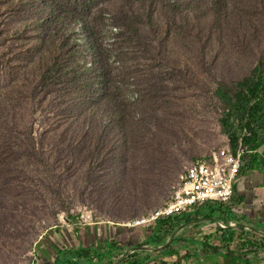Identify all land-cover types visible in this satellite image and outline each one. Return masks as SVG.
I'll list each match as a JSON object with an SVG mask.
<instances>
[{
	"label": "trees",
	"instance_id": "16d2710c",
	"mask_svg": "<svg viewBox=\"0 0 264 264\" xmlns=\"http://www.w3.org/2000/svg\"><path fill=\"white\" fill-rule=\"evenodd\" d=\"M39 1L0 0V220L9 215L8 202L17 198L15 191L29 206L51 195L52 202L40 209L46 215L56 213L57 203L60 211L68 210L67 200L60 196L70 186L81 196L93 198L101 193L94 190L96 186L101 183L104 188L112 182V174L125 169L134 152L141 150L146 161L134 163L133 168L142 172L140 183L148 184L142 187L143 203L132 216L139 219L159 209L167 199L146 209L151 183H162L170 190L201 159L194 151V119L184 107L195 83L215 85L211 96L221 112V133L232 137V150L240 142L246 168L264 169L263 60L241 76L207 78L210 83L199 77L206 70L207 77L227 74H210L218 69L213 42L226 35L231 49L246 45L238 53L251 49L256 29L264 26V11L239 5L238 0H212L206 8L211 20L203 24L207 12H197L196 0H44L51 8L45 17L35 9ZM105 15L116 30L110 46L98 37L97 27ZM76 16L86 22L95 48L93 68L87 71L77 59L72 36L61 35V24ZM105 85L109 90L100 92ZM130 87L137 98H127ZM99 101L111 107V120L105 126L88 112L92 102ZM53 102L68 111L64 128H57L50 117ZM28 162L31 166L26 167ZM172 226L159 233H169ZM54 229L58 233V227ZM233 235L221 231V238ZM229 240L212 246L204 237L201 245L204 252L233 264H243L241 257L264 247L257 239L238 251L227 246L232 243ZM222 250L228 253L222 255ZM81 252L55 248L49 259L54 264H80ZM233 253L237 257L230 259ZM134 258L131 255L123 264H149L158 257ZM178 263L200 261L194 252Z\"/></svg>",
	"mask_w": 264,
	"mask_h": 264
},
{
	"label": "rangeland",
	"instance_id": "374dc122",
	"mask_svg": "<svg viewBox=\"0 0 264 264\" xmlns=\"http://www.w3.org/2000/svg\"><path fill=\"white\" fill-rule=\"evenodd\" d=\"M211 1L212 0H196V4L198 5V9L196 8L197 12L201 11L200 14L207 12L205 19H202L203 24L210 22L211 20V14L206 10V8L210 7ZM238 3L239 5L246 4L248 6H252L258 12L264 11V3L261 0H238ZM37 5L38 6H35V9L40 14L42 13L45 17L50 14L51 8L47 1L40 0ZM61 28V35H63V37L71 35L74 43L77 44L75 53L80 65L86 71L91 70L94 65L95 48L93 47L92 41H90L88 37L87 24L84 19L78 16L70 17L61 24ZM97 28L99 30L98 37L100 40L105 46H110L114 40L116 30L112 26L109 15L104 16ZM256 30L255 41L251 44V49H247L242 53L238 52L242 51V48L246 45H242L237 48L239 50H233L229 46V36L227 37L226 35H223L221 38L216 39L217 41H214L213 44L215 45L214 52L217 54L213 57L216 59L215 63L217 64L218 69L211 70L210 74H227L222 78H218V76L213 77L212 75L207 77L204 76L205 73L209 72L206 70L204 73H201V76L199 77L204 79L206 83H210V80H221L223 78L226 79L231 77L230 75L233 73H236L233 74L234 76H241L248 73L260 59L263 60L264 67V26H260ZM228 33L229 32H227V34ZM239 44L240 41L238 45ZM178 56L182 57L181 55ZM184 63H186L185 57ZM116 64L117 66L120 65L119 62ZM119 70L120 69H117V71ZM109 87L110 86L108 85L103 86L100 92H103L104 90L108 91ZM214 87L215 85L213 83H210V88L206 84H193L191 89L188 91L189 98L184 103V107L191 110V113H189L190 118L194 119L195 125L193 138L196 140L197 144V149L194 151L201 154V159L208 157L217 149L222 147L232 148L233 146L232 137L221 133L219 122L221 112L217 106L216 100L214 101L213 96H211ZM125 94L129 99L137 98V93L132 87L127 88ZM59 102H61V100ZM44 106L47 108V105ZM49 108L52 111L50 115L51 119L56 120V127L59 129L64 128V121L69 119V115L65 113L68 111H64L63 108L58 109L54 102L49 106ZM88 112L95 113V116L102 122L103 126L108 124L111 120V107L108 103L104 105L101 101L96 103L92 102L88 108ZM39 116L40 113L35 115V118H39ZM120 144L124 146L122 141H120ZM146 156L147 155L143 150L134 152V155L129 158L130 164L125 169H121L120 172L113 173L109 178V180L113 183H105L104 188L101 183L96 186L94 190L101 193L95 194L93 198H90L88 195L87 197L81 196V194L76 193L75 189L70 186L68 191L65 190L66 194H62L60 196V198L67 200L66 203L68 210L60 211L61 208H59L57 203L54 206V212H56L55 214L49 213L46 215V212L43 213V211L40 210L44 204L52 202L51 195L45 194L37 202H32L29 206L27 205L26 200L24 201L22 199L23 196L21 192L15 191L14 193L17 198L13 197L8 202L7 211L9 215H4V217L7 216V218L0 220V264H33L36 261L35 257L37 258L36 255L38 250H42L43 252L45 251V248H40L41 241H43V239L46 241V237L49 236L51 232L55 231L54 228L57 227L58 229H63L64 227H68L69 224L71 227H77V225L82 224L83 222L94 223L95 221H109L124 226V224H127L129 221L138 219L133 218L132 215L136 209L141 207L144 197L140 195V191L143 189L142 187H146V184L148 183H140L142 172L138 170L139 167L133 168V165L136 162H145ZM194 163L195 162L192 164ZM27 166H31V164L28 162L26 167ZM151 184L153 189L151 191L149 206L146 209L154 205H156V207L160 206V204H162V200L166 201L167 199L168 201L174 187L178 185V183H174L170 190H166L162 183ZM202 207L201 213H204V215H201L196 209H193L184 213L182 218L201 219L203 217L208 218L213 215L211 214V210L209 213L205 214V212L208 211V208L206 206ZM186 222L187 221L184 220L179 224H172L173 228L170 229L169 233H158L154 243H150L152 245L151 248L153 247V249H158L165 244L166 240L167 242L172 241L180 230L185 227H182L181 225H184ZM146 227L150 226L141 227L139 229L135 228V230L137 231L141 229L140 231H147L148 228ZM219 227L224 228L221 225ZM150 241L151 240H149V242ZM142 246L144 245H139L138 247ZM192 247L196 250L199 247L201 250L200 254L204 253L202 245L193 244ZM150 251L151 250L148 249H142V252H132L131 255H134L135 260L138 258L145 259L149 256V253L154 254V252ZM131 255L123 253L120 259L123 260L125 257L123 260L125 261ZM113 258L114 257L110 258L104 264H113ZM99 261L101 264L103 260H97L96 264H98Z\"/></svg>",
	"mask_w": 264,
	"mask_h": 264
},
{
	"label": "crops",
	"instance_id": "0c3cea01",
	"mask_svg": "<svg viewBox=\"0 0 264 264\" xmlns=\"http://www.w3.org/2000/svg\"><path fill=\"white\" fill-rule=\"evenodd\" d=\"M203 206L208 208L205 214L211 210L214 217L213 215L201 219L180 217L179 223L184 220L187 221L184 225H181L185 227L180 230L172 241L167 242L166 240L162 247L167 243L169 244L163 250L157 253L155 251L154 254L149 253L148 257L157 256L158 262L180 264L178 263L180 259L185 258L188 253L192 255L195 252L200 264H233L227 258L213 255L208 251L200 254V248L198 247L196 250L192 245H201L204 237L208 238V243L212 246L226 243L230 238L232 243L227 244V246L229 245L231 249L235 248L238 251H245V247L251 244L253 240L258 239L261 241L260 245L261 243L264 244V234H262V231H264V169H244L243 175L234 185V195L228 207L215 203ZM201 207L196 210L204 215V213H201L203 208ZM220 225L224 228H220ZM146 228H148L147 231H140L141 229L136 231L109 221L83 222L77 227H71L69 224L66 228L58 229V233L51 232L46 237V241H41L40 248H45V251L38 250V260L35 258L36 264H54L53 260L50 261L51 259H49V253L55 248L56 250L80 249L83 251L81 252V254L83 253L82 257L78 259L80 264H96L97 260L101 259L102 261L109 257H114L113 264H123L124 261L120 257L123 253L127 255V252L123 251L124 249L138 247L139 245H147L151 248L150 243H154L158 234L154 233L152 227ZM221 231L234 232V235L229 238L222 237V239ZM236 237L242 238V240ZM149 240L151 241L149 242ZM51 246L55 248L50 249ZM257 251V254H247V256L241 257L243 264H264V247L257 248ZM136 252L140 253L142 249H138ZM162 253L166 255L163 256ZM221 253L224 255L228 252L222 250ZM233 256L237 257V254H230V259ZM157 261H151L149 264H158ZM98 264H100V261ZM234 264L242 263L237 262Z\"/></svg>",
	"mask_w": 264,
	"mask_h": 264
},
{
	"label": "built area",
	"instance_id": "2783aa9c",
	"mask_svg": "<svg viewBox=\"0 0 264 264\" xmlns=\"http://www.w3.org/2000/svg\"><path fill=\"white\" fill-rule=\"evenodd\" d=\"M242 156L239 142L235 150L222 147L212 152L208 159L197 161L181 175L179 185L162 207L147 216L129 221L124 227L135 229L150 226L158 234L168 224H179L184 213L203 205L215 203L228 207L234 195V185L246 168ZM143 247L155 252L147 245ZM123 251L131 255L128 249Z\"/></svg>",
	"mask_w": 264,
	"mask_h": 264
},
{
	"label": "water",
	"instance_id": "95a60500",
	"mask_svg": "<svg viewBox=\"0 0 264 264\" xmlns=\"http://www.w3.org/2000/svg\"><path fill=\"white\" fill-rule=\"evenodd\" d=\"M262 234H264V231H262ZM169 243H167L164 247H162V248H158V250H155V251H161V250H163V248H165L167 245H168ZM129 250V253L130 254H132V252H136L138 249H144V247L142 246V247H130V248H126V249H124V250ZM123 252V251H122ZM156 253V252H155ZM110 259V257L109 258H107V259H104L102 262H101V264H104L106 261H108ZM124 259H125V257H124ZM123 259V260H124ZM122 260V261H123Z\"/></svg>",
	"mask_w": 264,
	"mask_h": 264
}]
</instances>
